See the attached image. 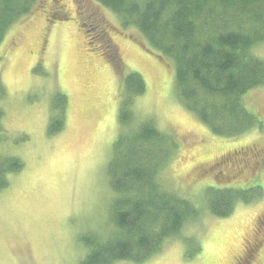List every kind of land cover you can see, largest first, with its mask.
Segmentation results:
<instances>
[{
  "label": "rangeland",
  "instance_id": "374dc122",
  "mask_svg": "<svg viewBox=\"0 0 264 264\" xmlns=\"http://www.w3.org/2000/svg\"><path fill=\"white\" fill-rule=\"evenodd\" d=\"M254 52L264 59V42ZM173 68L140 31L96 0H36L31 14L8 29L0 44V182H7L0 190V264H79L88 252L81 237L113 227L108 167L114 144L129 129L119 109L122 78L133 72L146 84L131 106L137 122L187 138L162 169L161 184L204 209L181 232L195 244L171 239L144 264H264V193L219 218L205 209L203 177L186 174L238 149L234 167L224 163L229 184L264 188V129L215 135L179 102ZM245 104L264 121V86ZM63 105L65 129L51 134V116ZM14 159L23 165L16 173L7 171ZM257 163L262 182L248 177Z\"/></svg>",
  "mask_w": 264,
  "mask_h": 264
},
{
  "label": "trees",
  "instance_id": "16d2710c",
  "mask_svg": "<svg viewBox=\"0 0 264 264\" xmlns=\"http://www.w3.org/2000/svg\"><path fill=\"white\" fill-rule=\"evenodd\" d=\"M96 1L115 12L126 28L135 27L150 48L173 62L179 102L215 135L235 138L256 127L264 129V121L245 104L250 92L264 86V59L254 52L264 42V0ZM35 2L0 0V44L12 25L31 14ZM121 85L127 95L120 105L119 122L129 129L114 144L108 167L115 193L113 227L104 234L81 237L88 252L79 264H144L171 239L195 244L193 238H181V232L204 211L159 179L171 158L184 151L187 138L161 133L150 121L137 122L131 106L146 92L138 73L123 77ZM65 122L63 105L51 116L49 132H62ZM249 152L257 159V152ZM238 154L240 150L233 149L217 161L206 160L186 171L187 178L203 177L199 184L204 186L205 209L213 216L227 218L237 203L249 205L264 193L260 183L236 184L237 188L229 184L228 168L234 167ZM14 160L7 171L16 173L23 165ZM262 168L259 163L252 165L249 180L262 182ZM6 186L1 179L0 190Z\"/></svg>",
  "mask_w": 264,
  "mask_h": 264
},
{
  "label": "flooded vegetation",
  "instance_id": "af4514ba",
  "mask_svg": "<svg viewBox=\"0 0 264 264\" xmlns=\"http://www.w3.org/2000/svg\"><path fill=\"white\" fill-rule=\"evenodd\" d=\"M80 25H81L82 27H85V26H86V25H84V24H82V23H81ZM92 39H94V38H92ZM94 40H95V39H94Z\"/></svg>",
  "mask_w": 264,
  "mask_h": 264
}]
</instances>
